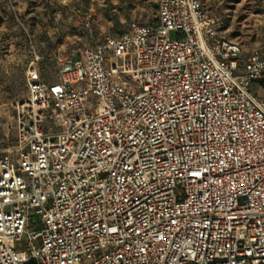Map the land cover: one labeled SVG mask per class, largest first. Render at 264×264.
Masks as SVG:
<instances>
[{
  "label": "built area",
  "instance_id": "2783aa9c",
  "mask_svg": "<svg viewBox=\"0 0 264 264\" xmlns=\"http://www.w3.org/2000/svg\"><path fill=\"white\" fill-rule=\"evenodd\" d=\"M37 58L0 145V264H264V51L157 0L55 80Z\"/></svg>",
  "mask_w": 264,
  "mask_h": 264
},
{
  "label": "rangeland",
  "instance_id": "374dc122",
  "mask_svg": "<svg viewBox=\"0 0 264 264\" xmlns=\"http://www.w3.org/2000/svg\"><path fill=\"white\" fill-rule=\"evenodd\" d=\"M224 25V35L244 51H264V0H201ZM157 0H0V145L13 135L12 105L26 95L25 70L34 59L40 79L56 78L53 57L105 36H116L130 21L155 20ZM87 24V25H86ZM174 38V32H169ZM250 90L264 97L256 83ZM28 230L40 228L30 210Z\"/></svg>",
  "mask_w": 264,
  "mask_h": 264
},
{
  "label": "trees",
  "instance_id": "16d2710c",
  "mask_svg": "<svg viewBox=\"0 0 264 264\" xmlns=\"http://www.w3.org/2000/svg\"><path fill=\"white\" fill-rule=\"evenodd\" d=\"M55 69V67H54ZM39 71V70H38ZM56 79V78H55ZM54 79V80H55ZM52 81V80H51ZM254 83H256L260 88L264 90V76L258 80H256Z\"/></svg>",
  "mask_w": 264,
  "mask_h": 264
}]
</instances>
